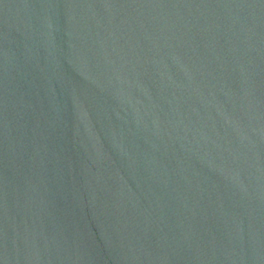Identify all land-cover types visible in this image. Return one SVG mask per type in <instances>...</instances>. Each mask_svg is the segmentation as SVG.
Returning <instances> with one entry per match:
<instances>
[{
    "label": "water",
    "instance_id": "obj_1",
    "mask_svg": "<svg viewBox=\"0 0 264 264\" xmlns=\"http://www.w3.org/2000/svg\"><path fill=\"white\" fill-rule=\"evenodd\" d=\"M0 264H264V0H0Z\"/></svg>",
    "mask_w": 264,
    "mask_h": 264
}]
</instances>
